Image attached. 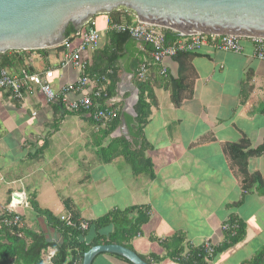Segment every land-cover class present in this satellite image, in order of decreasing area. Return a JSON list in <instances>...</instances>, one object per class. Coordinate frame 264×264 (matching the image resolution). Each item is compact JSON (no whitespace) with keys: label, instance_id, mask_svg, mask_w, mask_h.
<instances>
[{"label":"crops","instance_id":"1","mask_svg":"<svg viewBox=\"0 0 264 264\" xmlns=\"http://www.w3.org/2000/svg\"><path fill=\"white\" fill-rule=\"evenodd\" d=\"M93 18L101 31L98 48H103L108 42L105 26L109 17L99 14ZM242 45L241 52L205 48L180 59L166 58L163 64L149 67L145 78L149 79L155 101L144 135L150 144L146 155L152 161L154 178L147 173L135 174L123 157L103 163L97 155L102 126L78 115L91 125L88 142L84 139L83 143L92 144L93 150L88 155L81 151L83 167L88 171L76 181L77 189L72 195L59 193L63 188L57 187L41 167L59 164L57 155L64 153L60 148L80 140L78 137L68 143V138L59 136L61 125L70 113L58 103H47L36 86L27 90L22 99L16 98L10 89L0 88V214L12 204L17 193L24 194L26 201L34 193L39 205L56 216L69 212L63 202L67 199L85 220L98 218L113 209L148 206L150 220L144 225L150 231L147 243L140 240L142 232L131 241V246L147 259L152 255L159 257L156 264L180 263L169 258L160 242L152 241L150 236L162 241L183 233L186 247L210 243L215 249L225 240L224 224L235 217L246 227L244 238L209 257L207 264H247L264 249V194L256 189L243 190L224 145L246 138L253 149L264 146V59L255 55L252 40L244 39ZM143 46L139 40L131 39L116 64L120 69L119 81L110 101L116 104L117 113L123 112L124 120L125 114L134 116L137 102L134 95L138 90L135 73L151 57ZM61 58V51L50 50L48 57L31 53L26 67L30 66L34 73L53 69L51 84L59 90L74 83L79 75L75 68H60ZM162 67L167 69L166 75H161ZM8 70L18 73L21 68ZM183 75L192 82V96L175 106L171 84ZM106 144L107 140L103 141ZM121 159L129 164L126 168H120ZM82 163L79 160L78 167ZM248 169L264 177V150L250 157ZM41 171L40 181L38 172ZM57 191L54 196L53 192ZM138 196L141 201L134 204ZM120 205L125 207L119 208ZM54 209H60V214ZM99 209L105 211L97 217L84 215L85 211ZM24 218L26 221V215ZM40 219L35 214V226ZM41 228L48 238L59 239L55 230ZM92 264L129 263L103 253Z\"/></svg>","mask_w":264,"mask_h":264},{"label":"trees","instance_id":"2","mask_svg":"<svg viewBox=\"0 0 264 264\" xmlns=\"http://www.w3.org/2000/svg\"><path fill=\"white\" fill-rule=\"evenodd\" d=\"M107 15L112 21L117 23L132 24L137 19L134 14L124 8L114 10ZM92 21H95L94 18ZM164 41L166 44L175 42L180 35L169 29H164ZM69 41H73L77 36V30L70 24L66 30ZM107 44L103 48H97L89 52L87 59L90 61L86 69V74L91 78H96L97 85L101 88V97L98 103L101 107H116L110 99L115 95L119 81L120 69L116 65L122 57V52L127 48L131 39L128 32H107ZM144 49L151 50L148 43L141 42ZM64 45L54 48L39 50H14L0 53V68L16 69L26 67L29 54L39 53L48 57L50 50L62 52ZM190 53H179L175 58L188 56ZM86 59V58H85ZM182 71V63L181 69ZM32 72V71H31ZM34 73V69H33ZM161 75H164L161 73ZM134 83L138 89V100L134 105L135 116L125 114L128 136L121 135L112 137L111 135L118 129L122 122V111L110 122H97L88 117L94 125L104 126L99 133L101 142L97 155L103 163H109L117 157H123L128 162L135 174L147 173L154 178L152 161L146 155L150 144L144 135V129L149 122L151 106L155 97L149 79L139 78L135 73ZM171 96L175 106H180L183 101L192 96V82L188 81L186 75L179 76L171 84ZM59 107L64 109L61 103ZM66 113L83 115V112L68 111ZM107 144L103 145V141ZM264 146L251 148L249 140L243 138L238 143L227 142L224 145V152L231 160V165L236 169L240 178L242 188L245 192L252 189L260 194H264V177L259 173H251L248 169L250 157L260 155ZM28 205L36 213V217H42L44 224L57 233L58 240L50 239L40 226L29 227L22 215V224L8 225L5 220H11L14 214L4 211L0 214V264H82L84 254L93 246L99 244H121L132 250L131 241L142 235V227L150 220V207L143 205L130 206L125 209H113L104 215L90 220L81 218L79 212L72 209L69 200L64 199L65 206L69 209L72 224L68 225L61 220V216H56L49 209L42 208L36 195L27 196ZM87 224V228H82V223ZM226 223L230 229L225 231V240L214 249L212 256L222 252L239 243L245 236V225L242 221L231 217ZM237 224L236 230L232 226ZM152 241L160 242L166 249L167 256L180 264H207L209 256L206 249L200 246H185V236L177 233L170 238L160 240L150 236ZM109 254V253H108ZM115 255V254H112ZM129 264V260L119 255H115ZM141 256V255H140ZM150 264H156L160 259L152 255L149 259L141 256ZM247 264H264V249L258 251Z\"/></svg>","mask_w":264,"mask_h":264},{"label":"water","instance_id":"3","mask_svg":"<svg viewBox=\"0 0 264 264\" xmlns=\"http://www.w3.org/2000/svg\"><path fill=\"white\" fill-rule=\"evenodd\" d=\"M122 8L139 22L182 36L203 33L264 38V0H0V53L60 46L70 24L78 32L94 16ZM123 133L128 130L122 116V125L112 137ZM103 253L119 255L132 264H150L135 250L117 243L93 246L84 254L82 264H92Z\"/></svg>","mask_w":264,"mask_h":264},{"label":"built area","instance_id":"4","mask_svg":"<svg viewBox=\"0 0 264 264\" xmlns=\"http://www.w3.org/2000/svg\"><path fill=\"white\" fill-rule=\"evenodd\" d=\"M164 28L137 21L126 24L117 23L110 18L106 20L105 31L128 32L130 36L140 42L148 43L151 46L150 60L139 66L137 73L139 78H145L150 66L163 64L166 58H173L179 53H198L205 48L221 51L241 52L243 50L242 41L250 39L254 43L255 55L259 59H264V38H242L235 35H217L197 33L180 37L171 44L164 41ZM100 30L97 29L95 21L92 19L77 32L73 41H66L62 44V58L60 68L72 67L78 71V78L74 83L63 86L56 90L51 84L54 76L53 69H47L40 73L29 72L27 68H22L18 73H12L8 69H0V88L10 89L16 98L22 99L25 92L36 86L44 95L49 104L61 103L65 110L83 112V115L90 117L97 122H110L117 116L114 107H101L98 99L101 97V88L98 87L96 78H91L86 74V69L90 64L87 59L89 52L96 50L100 44ZM86 58V59H85ZM161 73L166 75L167 69L161 68ZM76 93V97L71 94ZM104 126V124H103ZM12 204L6 211L13 213L11 220H5L8 225L22 224V215L17 208L23 204L28 206L25 195L15 194ZM61 220L68 225L73 222L69 214L62 215ZM82 228H87V224L82 223ZM236 230L237 224L232 226ZM230 226L225 223L224 231H228ZM209 256L214 253V248L210 243L202 244Z\"/></svg>","mask_w":264,"mask_h":264},{"label":"rangeland","instance_id":"5","mask_svg":"<svg viewBox=\"0 0 264 264\" xmlns=\"http://www.w3.org/2000/svg\"><path fill=\"white\" fill-rule=\"evenodd\" d=\"M82 126L83 129L80 127ZM98 126V125H97ZM99 127V126H98ZM101 127V126H100ZM103 127V126H102ZM101 127V128H102ZM91 128V125L81 118L80 116L76 114H70L65 118V121L61 125V132L59 133V136H61L62 139L68 138V143L71 141V139L76 140L78 137L80 138L79 141L72 143L70 146H63L60 149L63 150L64 153L57 155V159L59 160V164H44L41 167H44L45 173L50 176V178L55 181L57 184V187L63 188L62 190H59V193L66 194V195H72V193H75L78 185V179L81 175L87 174L88 171L84 169L83 163H82V154L81 151H84L85 154H89L91 150H93V146L90 143H87L84 145V139L88 142V139L90 137L89 129ZM84 135V136H83ZM87 152V153H86ZM79 160L81 161V166L78 167ZM74 164V165H73ZM120 168H126L129 164H127L124 160L121 159ZM39 173V180L41 181V176L43 175V171L38 172ZM62 183L63 187H62ZM54 196L57 192H53ZM137 201H141L140 196L135 197L134 204H138ZM117 201L114 200V205H116ZM47 204V203H44ZM49 205V204H47ZM135 206V205H132ZM22 207V206H21ZM18 207L17 211L21 215H26V221L27 225L29 227H32L36 225V221H34L35 212L32 211V208L29 206L27 207ZM111 207V206H110ZM119 208H124L125 206H118ZM104 209V208H103ZM107 209V208H105ZM22 213H21V212ZM60 209L56 210L54 209V212L56 214H60ZM105 210L99 209V210H93V211H85L84 215L87 216V218L91 217H97L101 214H103ZM66 215V214H65ZM38 226H41L45 228L44 220L40 219L37 220ZM143 237L140 239L142 242L147 243L148 233L150 232L147 227L142 228ZM140 241V242H141Z\"/></svg>","mask_w":264,"mask_h":264}]
</instances>
